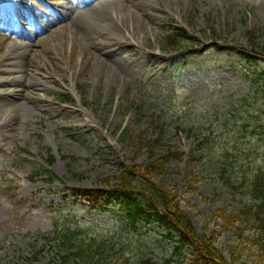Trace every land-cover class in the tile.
<instances>
[{"label":"rangeland","instance_id":"374dc122","mask_svg":"<svg viewBox=\"0 0 264 264\" xmlns=\"http://www.w3.org/2000/svg\"><path fill=\"white\" fill-rule=\"evenodd\" d=\"M142 23L139 42L127 31L111 35L110 28L92 39L114 37L122 45L114 54L128 58V72L114 71L109 81L91 66L70 78L66 60L88 53L93 44L79 40L80 32L65 28L64 21L55 24L49 35L36 37L29 57L41 63L51 53L61 56L47 66L61 77L38 92L47 111L20 98L23 92L7 98L12 100L0 96V118L6 116L0 125V264H66L64 247L53 238L58 229L75 231L74 243L112 246L115 264H187L192 249H177V237H166L155 223L130 229L114 212L72 194L168 152H182L183 158L170 156L153 181L176 193L197 228L219 231L222 221L212 218L214 211L259 204L241 183L256 181L258 168L264 170V0H178ZM170 26L184 27L191 40L167 47L163 36ZM10 36L0 30V43L6 39L0 55L10 41H19ZM238 49L255 57L244 59ZM142 51L145 63L135 59ZM2 63L0 94L19 90L16 83L1 84L9 76ZM64 94L72 101L56 99ZM222 152L232 185L218 169ZM258 232L238 222L221 232L216 246L233 264H252L251 240Z\"/></svg>","mask_w":264,"mask_h":264},{"label":"bare ground","instance_id":"6f19581e","mask_svg":"<svg viewBox=\"0 0 264 264\" xmlns=\"http://www.w3.org/2000/svg\"><path fill=\"white\" fill-rule=\"evenodd\" d=\"M178 0H4L0 3V21L6 22V30L11 26L18 39L24 42L11 41L6 46L5 51L0 55V62L6 65V72L9 76L1 80V84L16 83L21 89L0 94L5 100L8 97L15 99L21 92L27 101L36 103V110L45 113L47 108L44 105V98L38 92H44L46 85L61 77L55 70H49L53 60L61 61L59 53L54 52L46 56L41 63L31 62L32 48L35 38L33 34L40 32L48 33L52 31L55 24L64 21L65 28L74 27L80 32L79 40L83 39L93 44L88 53H78L71 63L64 64L69 70L70 78L74 77L77 70L91 66L98 75H107V81L114 76V71L128 72V58H120L114 53L120 54L122 45L120 41L112 38H101V41L92 40L96 35L103 33L110 28V34L114 35V30L127 31L134 35L136 42H139L137 27L142 28V18L161 12L176 4ZM32 26L33 30L26 32L25 26ZM40 35V34H39ZM42 38L46 35H42ZM114 39V40H111ZM55 48L57 45L52 44ZM73 43H71V46ZM16 50L11 53L10 49ZM143 52V51H142ZM137 55L136 60L145 63L146 55ZM161 57H157L158 62ZM112 74V75H110ZM32 97H31V96ZM12 103L9 101L7 105ZM11 108V107H10ZM6 120L2 115L1 123Z\"/></svg>","mask_w":264,"mask_h":264},{"label":"trees","instance_id":"16d2710c","mask_svg":"<svg viewBox=\"0 0 264 264\" xmlns=\"http://www.w3.org/2000/svg\"><path fill=\"white\" fill-rule=\"evenodd\" d=\"M182 32L184 31L182 30ZM177 35L179 33L170 36L169 41L174 44ZM170 156L180 159L183 157L182 153L168 152L159 155L144 168L132 163L113 178V183H111L112 178L107 177L101 180L102 185L99 188L93 191L85 190L83 193L76 192V194L96 202L95 204L103 208L111 205L113 201L121 199L119 209L132 226L138 221H156L168 230L177 231L181 245L191 246L196 251V257L190 264H233L235 260L228 261L222 249L218 248L215 243L222 231L231 229L235 223L245 221L249 227L259 230L256 237L251 240L256 247L255 262L252 264H264V181L259 179L256 183L247 186L251 195L260 200L259 204L229 213L218 209L213 212L212 218L222 221L221 229L219 231L209 229L206 225L199 229L180 208L176 195L167 188L157 186L152 181V177L161 172ZM190 157L195 158L192 153ZM225 179L228 180L226 176ZM225 184L230 185L226 181ZM252 213L254 218H251L250 214ZM63 241L69 240L62 238ZM75 250L70 256L64 258L69 259L71 264H110L103 253L96 256L94 250L82 249L81 245H77Z\"/></svg>","mask_w":264,"mask_h":264}]
</instances>
